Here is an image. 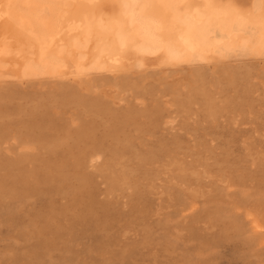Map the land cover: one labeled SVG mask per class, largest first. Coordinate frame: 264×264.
Segmentation results:
<instances>
[{
	"label": "rangeland",
	"instance_id": "1",
	"mask_svg": "<svg viewBox=\"0 0 264 264\" xmlns=\"http://www.w3.org/2000/svg\"><path fill=\"white\" fill-rule=\"evenodd\" d=\"M247 53L0 80V264H264V54Z\"/></svg>",
	"mask_w": 264,
	"mask_h": 264
},
{
	"label": "bare ground",
	"instance_id": "2",
	"mask_svg": "<svg viewBox=\"0 0 264 264\" xmlns=\"http://www.w3.org/2000/svg\"><path fill=\"white\" fill-rule=\"evenodd\" d=\"M246 51L264 54V0H0V80L21 85L83 86Z\"/></svg>",
	"mask_w": 264,
	"mask_h": 264
}]
</instances>
